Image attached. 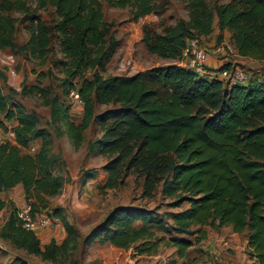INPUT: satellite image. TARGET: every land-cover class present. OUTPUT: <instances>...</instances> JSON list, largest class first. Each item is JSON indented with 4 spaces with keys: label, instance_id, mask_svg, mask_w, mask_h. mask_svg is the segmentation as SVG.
I'll use <instances>...</instances> for the list:
<instances>
[{
    "label": "trees",
    "instance_id": "1",
    "mask_svg": "<svg viewBox=\"0 0 264 264\" xmlns=\"http://www.w3.org/2000/svg\"><path fill=\"white\" fill-rule=\"evenodd\" d=\"M101 1L0 0V48H17L19 18L13 12L25 14L29 35L20 48L29 55L45 57L54 35L64 57L58 60L64 66L63 91L75 86L74 79L80 82L74 88L83 100L81 118L72 119L69 106L49 88L36 83L23 86L22 92L42 94L49 122L65 126L74 146L82 143L92 122L101 126L100 136L87 141L86 155L108 156L102 166L107 172L105 187L117 186L123 173L133 168L143 176L144 195L160 184L171 206L188 205L166 211L169 224L152 209L115 206L84 241L107 240L151 253L165 239L156 236L157 227L171 234L165 242L184 256L188 247L206 238L204 226L229 225L234 232H246L249 254L264 264V80L254 78V72L247 83L228 85L177 62L129 75H103L117 41L107 36ZM104 1L129 5L134 19L156 10L154 0ZM48 6L56 16L52 28L36 13ZM187 6V19H178L161 33L143 30L149 51L177 61L187 39L213 31L216 15L219 31H229L239 55L264 58V0H229L214 8L207 0H188ZM226 66L229 63L221 64ZM101 105L106 107L99 110ZM0 113L3 130H9L3 119L15 122L10 126L15 142L0 141V192L20 183L34 215L62 188L65 176L58 170L63 158L53 151L50 129L12 93L4 92L1 82ZM89 176H94L93 170L84 174ZM6 204L0 196V211ZM17 211L16 206L8 211L0 226L1 239L53 261L75 247L77 230L64 215L60 214L64 240L58 244L51 238L42 246L37 233L22 225Z\"/></svg>",
    "mask_w": 264,
    "mask_h": 264
},
{
    "label": "rangeland",
    "instance_id": "2",
    "mask_svg": "<svg viewBox=\"0 0 264 264\" xmlns=\"http://www.w3.org/2000/svg\"><path fill=\"white\" fill-rule=\"evenodd\" d=\"M154 1L156 10L138 19L132 17L129 5L120 7L101 1L104 26L108 29L107 36H112L117 41L103 75L134 74L172 61L148 50L142 39L143 30L161 33L165 27L178 19H187L188 0ZM226 1L229 0H207L213 8L216 4ZM36 13L47 26L52 28L56 17L53 7L37 9ZM12 14L19 18L14 35L17 48H0V70L4 73V77H0V82L3 90L12 93L26 110L34 111L39 116L40 124L48 127L52 133L53 151L59 152L62 157L66 156V160L63 159L58 170L65 176V182L58 193L48 197V206L41 211L49 215L50 222L44 227L37 228L35 232L42 246L51 238L60 244L66 237V230L61 221L60 214H62L76 228L78 237L75 247L59 255L54 261L27 253L24 249L16 248L9 241L0 238V264H258L248 252L246 232L233 233L229 225L218 229L204 226L207 231L206 238L188 247L184 256H178L175 246L165 242L171 234L157 227H154L156 236L163 235L165 239L158 242L156 249L151 253H139L134 246L117 247L107 240H97L90 244L84 241L91 228L102 221L108 211L115 206L132 205L152 209L169 224L165 212L181 209L188 204L184 202L179 207L171 206L169 203L171 199L161 195L160 184L151 195H144L143 176L133 168L123 173L121 182L117 186H104L107 172L102 166L108 156L84 155V145L74 146L65 126L49 122V107L44 104L42 94L36 91L22 92L23 86L28 87L36 83L49 88L59 94L60 99L69 106L72 119L78 121L81 118L83 104L76 103L68 91H63L61 80L64 77V66L58 60H63L64 57L59 42L53 35L50 49L45 57L37 58L29 55L20 48L29 35L25 14L20 12ZM216 19L215 15L211 35L201 36L200 42L206 46L224 42L227 45L226 51L222 53L224 60L249 71L250 76L254 72L258 73L254 78L264 80V59L251 58L242 62L244 58L237 56L229 31L216 32L218 29ZM229 46L232 49H229ZM87 73V76H90V71ZM73 83L74 87H77L80 82L76 78ZM105 107L106 105H101L98 108L100 110ZM1 118L3 116L0 113ZM3 120L8 126L14 123L13 120ZM101 133V126L97 122H92L84 132L82 143L98 137ZM87 170H93L94 176L84 177ZM1 195L3 197L11 195L12 199H9L6 207L0 211V226L15 203L22 207L26 202L17 187L3 191Z\"/></svg>",
    "mask_w": 264,
    "mask_h": 264
},
{
    "label": "built area",
    "instance_id": "3",
    "mask_svg": "<svg viewBox=\"0 0 264 264\" xmlns=\"http://www.w3.org/2000/svg\"><path fill=\"white\" fill-rule=\"evenodd\" d=\"M226 47L227 45L224 42L206 46L200 42L199 38H189L182 49L181 57L177 61L182 60L183 66L191 68L200 76L220 78L228 85L247 83L250 79V72L240 68L237 64L221 67V63L216 68H207L209 57L222 54L226 51ZM229 49L232 48L229 46ZM68 93L76 103L83 104V100L76 88H69ZM34 148V146H31L30 150H34ZM30 208V203L26 201L17 211L21 223L25 228L35 231L37 228L44 227L50 222L49 215L42 212L31 215Z\"/></svg>",
    "mask_w": 264,
    "mask_h": 264
},
{
    "label": "crops",
    "instance_id": "4",
    "mask_svg": "<svg viewBox=\"0 0 264 264\" xmlns=\"http://www.w3.org/2000/svg\"><path fill=\"white\" fill-rule=\"evenodd\" d=\"M219 31V29H217L216 30V32H218ZM224 31H226V30H224ZM224 31H222L223 33H224ZM221 33V32H220ZM209 35H211V33L209 34ZM236 54H237V56L239 57V58H244L243 60H242V62H245V61H248L249 59H251L250 57H245V56H242V55H239L238 53H237V51H236ZM223 54H220V55H212V56H210L209 57V59H208V62H207V68H210V69H213V68H216V66L217 65H219V64H221V63H223V62H227L228 63V60H224L225 58H223ZM264 59V58H263ZM262 60V59H261ZM170 62H177L178 64H180V65H183V61L182 60H180V61H170ZM170 62H168V63H170ZM15 123V122H14ZM13 123V124H14ZM12 124V125H13ZM12 125H10V126H12ZM8 126V125H7ZM10 126H8L9 127V130H3V129H0V141H4V140H10V141H12V142H15V139H14V134H13V132H12V130L10 129ZM11 135V136H10ZM100 136V135H99ZM89 140V139H88ZM87 140V141H88ZM87 141L85 142V143H81L80 145H84L83 146V151H84V155H86V147H87ZM82 142H84V141H82ZM39 143V140H37L36 141V144H38ZM80 145H78V146H76V147H79ZM91 156H99V155H91ZM63 159H65L66 160V156L65 155H63V157H62ZM18 188V190H19V192L21 193V195L24 197V194H23V188H22V185L19 183V184H16L15 186H13V187H11V188H8V189H5V190H2L1 192H3V191H6V190H9V189H13V188ZM1 192H0V196L2 197V198H4L5 200H6V202H8L9 201V199H12L11 197V195H8L7 197H3L2 195H1ZM14 206H16V207H20L19 205H18V203H15L14 204ZM231 227V226H230ZM233 233H235V232H233ZM246 242H247V238H246Z\"/></svg>",
    "mask_w": 264,
    "mask_h": 264
}]
</instances>
